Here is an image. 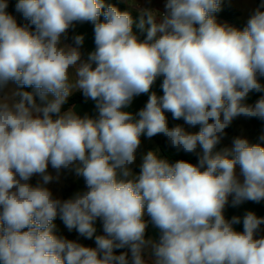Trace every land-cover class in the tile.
Listing matches in <instances>:
<instances>
[{"label": "clouds", "instance_id": "1", "mask_svg": "<svg viewBox=\"0 0 264 264\" xmlns=\"http://www.w3.org/2000/svg\"><path fill=\"white\" fill-rule=\"evenodd\" d=\"M221 3L165 0L137 22L105 0H17L29 21L19 25L0 0V264H264V217L225 216L230 197L264 201V146L238 136L217 150L235 118L264 121V95L247 102L264 93V4L241 30L217 22ZM84 22L95 43L86 60L82 34L65 43ZM74 92L96 116L62 111ZM142 94L145 106L128 111ZM166 113L199 131L170 127ZM161 134L197 162L148 151L135 172L141 136ZM64 170L85 183L67 199L46 187ZM58 216L96 247L57 235Z\"/></svg>", "mask_w": 264, "mask_h": 264}, {"label": "crops", "instance_id": "2", "mask_svg": "<svg viewBox=\"0 0 264 264\" xmlns=\"http://www.w3.org/2000/svg\"><path fill=\"white\" fill-rule=\"evenodd\" d=\"M121 1L128 8L138 13L139 10L143 8L157 9L160 12L164 11L165 0H135L134 5L132 6L126 3L125 0H121ZM223 1L233 6L239 12V19L243 23H247V20L249 19L250 15L257 8V1H260L261 4H264L262 2L263 0H223ZM216 20H220V19H216ZM225 23L229 25L227 22ZM77 34H82L84 36V43L82 46L85 47L89 51V53L94 51L95 49L94 31L91 28V26L86 22L81 23L77 27V29H75L74 32L72 33V38L74 35ZM161 82H162L161 80H157L156 84L153 87V90L156 91L158 94H162V90L160 88ZM261 83H264V77L261 78ZM8 87L9 89L16 88L15 84H11V83L9 84ZM262 95H264V93H257V92L250 93L247 102L255 103V101L258 100ZM147 100H148V94H142L137 97H134L131 105L127 110L135 114L145 106ZM74 106L77 114H79L80 116L89 115L94 117L97 115L95 109V102L92 101L91 99H87L86 101L76 104ZM166 115L168 117V122L170 127L175 126L176 124H181L189 132L199 131V127H200L199 125L192 127L185 124V122L182 119L181 120L172 119L170 113H166ZM232 123L234 124L235 127L234 131L222 139L220 143V149L224 147L231 148L233 139L238 136L247 138L251 144L261 143L262 146H264V141L259 140L261 134H264V121L257 118H245L241 116L235 118ZM155 137L159 139H163V138L166 139V137H164L162 134L156 135L152 138H148L146 135L141 136V145L137 150L136 164L133 166V170L135 172L137 173L139 172V163L137 162L141 161L142 156L146 154L148 151H158L159 154L161 155L158 143L154 139ZM48 171L54 177L56 176V172L54 169L51 168V166H49ZM65 177L66 179H64ZM59 178L63 179L64 181L67 180V183L63 182L62 184H59V182H56L55 187L51 186L49 183L46 185V187H48L52 191L54 196L60 197L62 199H67L70 198L72 194L76 193L77 191H81L85 189V183L83 178L77 177L75 173L72 171L69 170L62 171ZM240 178L241 180L243 179L242 176ZM41 182H42V178L38 175L33 176L30 180V183H32L33 185ZM52 184H54V181H52ZM247 211H253L256 213L257 216L264 217V201H261L259 203L246 201L238 207H232L230 203L228 206H226L225 216L226 218L229 219L234 215H238L242 217ZM97 224H99V231L96 234L103 235L104 232L101 221L97 220L95 225L97 226ZM235 227L239 231L243 230L242 223L239 225H235ZM261 227H262V231L258 233V236L264 235V225H262ZM55 232L57 235L64 236L70 240H75L85 246L93 247V248L96 247L95 242H93L92 240L94 236L93 238L88 239L85 238L84 236H81L75 229L69 230L65 226L64 222L60 219V217L56 224ZM156 234H157L156 230L154 229L152 224L149 223L146 235L148 237H152L155 236ZM126 251H128V249L125 248L123 251L116 252V254H120L121 252H126ZM130 255L131 254L129 252V256Z\"/></svg>", "mask_w": 264, "mask_h": 264}, {"label": "trees", "instance_id": "3", "mask_svg": "<svg viewBox=\"0 0 264 264\" xmlns=\"http://www.w3.org/2000/svg\"><path fill=\"white\" fill-rule=\"evenodd\" d=\"M17 3V0H8V8L7 11L12 14L19 25H26L29 23L23 15L19 12L16 11L15 5ZM108 4L114 5L117 8H119L121 11H130L134 20L138 22L139 20V13L131 10L128 8L121 0H105V5L107 6ZM261 5L260 1H257V7ZM264 10V9H262ZM216 19H220L222 21L227 22L230 26L236 27L238 29L243 30V28L246 26L247 23H243L239 19V12L231 5L227 4L225 1L222 0L221 3V10L217 13L214 14ZM103 16H101V20H103ZM91 26L92 29H94V25L91 22H86ZM81 23H77L74 28L69 29L68 37L65 40V43L72 44L73 39H72V33L74 32L75 29L80 25ZM32 29L34 30V26H32ZM134 32L137 33V35L140 37V39H144L146 36V33L141 32L138 28L135 27L134 25ZM80 51L82 53V59H87L89 55V51L81 46ZM16 86V85H15ZM17 87V86H16ZM24 90L26 91H32L31 88H25ZM87 99L83 96L81 92H74L69 98L67 103L62 107V111H67L69 108L72 106L82 103L86 101ZM234 124L232 123L228 128L225 129L226 136L229 135L234 131ZM156 142L158 143L159 150L161 153L162 157H167L171 161H175L177 159H184V160H189L192 163L197 162V157L195 155L191 154H185L183 152L181 153H176V150L172 147H170L167 143V139H159V138H154ZM220 149V144L217 145V150ZM231 203V197L229 198V204ZM59 216L54 220V224L56 226L58 222ZM145 219H150L149 217H145ZM148 230V229H147ZM124 249H117L115 250L116 252L123 251Z\"/></svg>", "mask_w": 264, "mask_h": 264}, {"label": "rangeland", "instance_id": "4", "mask_svg": "<svg viewBox=\"0 0 264 264\" xmlns=\"http://www.w3.org/2000/svg\"><path fill=\"white\" fill-rule=\"evenodd\" d=\"M262 2L264 3V0H263ZM217 22L220 23V24H226L225 22L220 21V20H217ZM11 84H14V83H11ZM230 138H233V137H230ZM137 163L140 164L141 161H139V162H137ZM237 174H239V166H237ZM64 179H66V177H65ZM53 181H54V184H52V181L49 182V184H50L51 186H54V187H55V183H56V182H59V184H62L63 182H64V183H67V180L64 181V180L61 179V178H59L58 180L54 179ZM59 195H61V194H59ZM72 195H73V194H72ZM98 223H99V222H98ZM95 226H96V225H95ZM96 229H97V232H96V233H98V231H99V224H97ZM95 235H97V234H95ZM92 240H93V242H95V236H94V238H93Z\"/></svg>", "mask_w": 264, "mask_h": 264}]
</instances>
